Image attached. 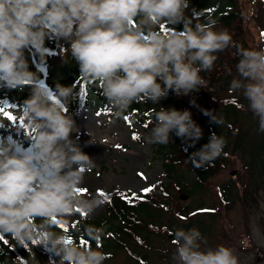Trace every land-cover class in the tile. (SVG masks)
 <instances>
[{"label": "clouds", "instance_id": "1", "mask_svg": "<svg viewBox=\"0 0 264 264\" xmlns=\"http://www.w3.org/2000/svg\"><path fill=\"white\" fill-rule=\"evenodd\" d=\"M188 8L189 0H0V86L30 88L19 115L32 130L27 149L8 138L0 140V240H14L35 264L33 246L51 254L49 264H104L112 256L100 250L103 226L82 223L75 236L53 228L54 222L63 223L75 212L91 219L106 198L82 195L85 173L95 163L71 138L79 129L66 106L77 91L59 83L50 89L29 70L25 50L43 53L49 34L67 44L66 52L83 79L98 84L118 118L138 100L155 104L169 90L188 95L207 87L200 73L213 69L218 53L236 48L237 75L229 87L242 92L258 120V131L264 132V48L244 49L227 29L217 30L211 18L207 24H193L185 14ZM180 23L182 31H161L162 26ZM152 124L143 138L148 144L168 145L171 132L193 141L202 135L188 110H153ZM226 146L224 136L213 134L189 159L196 168L213 166ZM258 219L251 218L252 238L264 242ZM170 234L175 264H240L235 248L207 246L196 227ZM82 237L97 242V247H82ZM18 259L19 264H29Z\"/></svg>", "mask_w": 264, "mask_h": 264}, {"label": "trees", "instance_id": "2", "mask_svg": "<svg viewBox=\"0 0 264 264\" xmlns=\"http://www.w3.org/2000/svg\"><path fill=\"white\" fill-rule=\"evenodd\" d=\"M186 16L189 17L193 24L199 22L207 24L209 18L216 20V29H227L231 34L233 41L241 45L244 49H257L259 45L253 39L246 14L242 10V6L238 0H189V8L186 9ZM170 28L177 31L183 30V24L162 26L161 31L167 32ZM56 36L49 34L45 40L44 52L36 53L31 48L25 50V58L28 62L29 70L36 73L50 89H54L57 83L63 86H72L77 91V97L69 104L73 106L90 105L96 109H104L109 107L107 101L101 93V89L96 88V82H90L83 79L80 74L79 66L70 57V53L66 52L67 44L64 42L60 48V52L55 48ZM237 49L230 47L223 52L218 53V59L210 72H201L208 83L207 87L188 95H177L169 90L167 96L163 99L161 105H152L151 101L138 100L134 102L125 115L143 128H152V112L158 111L160 108L176 109L178 111L188 110L193 121L208 117L204 112L207 111L222 120L217 125L212 119L209 123V133L205 137L202 133L200 139L193 141L177 137L174 132L170 133V142L168 145H156V152L163 160L164 170L168 176L176 174V184L181 185V173L178 171L182 164L193 174L188 184L181 186V191L186 193H195L197 191L206 190V183L213 173H215L227 160L229 153V145L232 144L233 152L238 151L242 161V167L247 175L248 185L245 188L241 199L244 204L250 200L255 201V193L260 189H264V132L258 131V120L256 119V137L250 139L249 130L242 129L237 123L238 115L253 116L247 107V101L243 97L242 92H238L237 96L225 95V92L232 93L230 90V81L236 76V64L239 57L235 55ZM63 53L60 63H56L55 59L58 54ZM43 55L44 58L40 59ZM231 70V75L229 74ZM30 96V88L25 86L22 90L19 88L9 89L0 86V108L7 111V108L16 104L23 105L24 100ZM194 101V103H193ZM243 105V107H238ZM200 115V116H199ZM211 117V116H209ZM237 124V125H236ZM211 132V133H210ZM224 136L227 139V146L224 154L214 161L213 166L206 168H196L191 163L189 157L193 152L198 151L204 144L209 141L211 135ZM8 138L12 140L10 121L0 114V140ZM14 142V141H13ZM233 179V177H232ZM174 180V179H173ZM161 193L153 194L151 192L143 195V199H130L126 201L118 193L130 194L133 191L124 189L103 190L108 196L105 202V213L96 219H80L71 229L60 222H54L55 231L68 230V234L78 235L76 229L80 228L82 223H88L96 227L103 226L105 235L100 241V250L111 253L115 250H125L129 260L139 264H150L147 253L155 250L150 242L157 235L164 240H172L167 230H173L177 223L170 218L167 225L164 223L165 213H170L169 199L166 196L167 190L163 183L159 184ZM219 195L223 203H233L237 195L236 185L233 180L223 183L219 187ZM205 210L210 218L214 217L213 208L206 207L196 209V211ZM200 213V212H197ZM178 214H182L178 212ZM198 215V214H197ZM198 220V219H197ZM200 223V222H199ZM198 229L201 233L204 230L210 231V225H199ZM203 230V231H201ZM110 233V235H108ZM84 244L81 246L97 247V242L89 241L86 237H82ZM79 243V240L76 241ZM157 248L156 251H158ZM141 250V252H140ZM32 252L38 261V264H49L51 254L44 248L33 246ZM143 253V255H142ZM0 257L12 264H19V257L27 259L29 264H35L32 261L29 252L15 245V241L8 243L0 240Z\"/></svg>", "mask_w": 264, "mask_h": 264}, {"label": "rangeland", "instance_id": "3", "mask_svg": "<svg viewBox=\"0 0 264 264\" xmlns=\"http://www.w3.org/2000/svg\"><path fill=\"white\" fill-rule=\"evenodd\" d=\"M238 1L248 18L250 33L259 45L256 50L264 48V0ZM63 43V40L56 38L55 48L58 53ZM62 58L63 53L58 54L55 62L60 63ZM95 86L100 89L98 85ZM226 94L227 96H237L239 93L225 92ZM53 98L55 97L53 96ZM162 102L161 98L154 105H161ZM151 104L153 105L152 102ZM22 107L23 105L16 104L8 107L7 111L17 117L16 120L10 122L12 140L17 146L27 149L31 146L29 137L32 135V130L19 115ZM66 107L79 129L78 133L71 134V138L77 142L85 154L92 158L95 151L98 157L96 160L93 159L95 167L85 173V182L81 187L86 192L82 195H98V190L113 189H127L137 194H144L142 190L146 188H152L151 193L156 195L161 193L159 184L163 183L168 193L164 197L169 199L171 210L170 213H165L163 224L167 225L168 219L171 218L177 225L172 231L167 227L162 230H167L171 235L170 233L177 229L187 230L192 227L198 228L203 224L210 225V231L206 229L202 233L207 239V246L215 247L218 244H224L235 248L240 258V264H264V242H258L252 238L251 227V218L258 215L259 219L256 223L261 233H264V209L261 208V205L264 204V189L255 193V201L248 200L244 204L241 197L247 191L245 188L248 185V179L242 167L240 154L238 151L233 152L232 144L229 145L225 164L208 179L206 190L186 193L181 191V186L191 181L192 172L187 169L185 164H182L178 170L181 173L180 186L176 184L177 180L174 178L176 174L167 175L163 160L156 152V144H148L143 139L150 133V129H143L133 118L126 122V115L115 117L110 106L100 110L90 105L73 106L68 104ZM194 122L207 137L211 117H202ZM237 123L242 126V129L249 130L248 137L250 139L256 137V118L249 115H240V117L238 115ZM133 134L139 139H133ZM207 140L209 141V138ZM232 170H236L234 175H230ZM138 174H142L145 178L142 179ZM230 180L235 182L237 195L233 203L225 204L221 201L219 187ZM206 207L213 208V218H210L205 210L195 212L196 209ZM105 211L103 205L91 219H96ZM178 212L182 214L180 215ZM83 218L80 213L75 212L69 214L62 224L73 229L76 221ZM171 238L174 239V236L172 235ZM173 239L164 240L158 235L152 239L150 244L155 247V250H150L147 253L150 264H175L172 259L176 249V245L172 243ZM157 248H159L158 251H156ZM0 264L12 263L0 257ZM104 264L139 263L129 260L125 250H115L112 251L111 259L106 260Z\"/></svg>", "mask_w": 264, "mask_h": 264}, {"label": "snow or ice", "instance_id": "4", "mask_svg": "<svg viewBox=\"0 0 264 264\" xmlns=\"http://www.w3.org/2000/svg\"><path fill=\"white\" fill-rule=\"evenodd\" d=\"M0 114H2V115L4 116V118H6V119H7L8 121H10V122L13 121V120H16V119H17L16 116H14V115L11 114L9 111H6V110L3 109V108H0ZM128 119H129V118L126 116V117H125V121L128 122ZM138 138H139L138 136H136L135 134H133V139H138ZM117 147H119V146H117ZM138 175H140L142 179L145 178V177H143L142 174H138ZM151 191H152V188H146V189H143V190H142V193H144V194L146 195L147 193H149V192H151ZM84 192H86V190H82V193H84ZM118 194H119L122 198H124L126 201H128V200H130V199H137V198H139V199H143V198H144L143 195H141V196H137L136 193H131L130 196H129V194H126V193H118ZM98 195L105 197V198H106V201L108 200V196L103 192V190H98Z\"/></svg>", "mask_w": 264, "mask_h": 264}, {"label": "bare ground", "instance_id": "5", "mask_svg": "<svg viewBox=\"0 0 264 264\" xmlns=\"http://www.w3.org/2000/svg\"><path fill=\"white\" fill-rule=\"evenodd\" d=\"M91 153H92V152H91ZM96 153H97V152L94 151V152H93V155H92V158L95 159V160L98 158L97 155H96Z\"/></svg>", "mask_w": 264, "mask_h": 264}, {"label": "water", "instance_id": "6", "mask_svg": "<svg viewBox=\"0 0 264 264\" xmlns=\"http://www.w3.org/2000/svg\"><path fill=\"white\" fill-rule=\"evenodd\" d=\"M236 173V170L230 171V175H234Z\"/></svg>", "mask_w": 264, "mask_h": 264}]
</instances>
